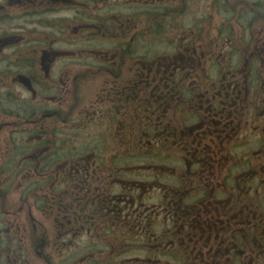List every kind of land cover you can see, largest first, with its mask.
<instances>
[{
	"label": "flooded vegetation",
	"instance_id": "flooded-vegetation-1",
	"mask_svg": "<svg viewBox=\"0 0 264 264\" xmlns=\"http://www.w3.org/2000/svg\"><path fill=\"white\" fill-rule=\"evenodd\" d=\"M0 264H264V0H0Z\"/></svg>",
	"mask_w": 264,
	"mask_h": 264
}]
</instances>
